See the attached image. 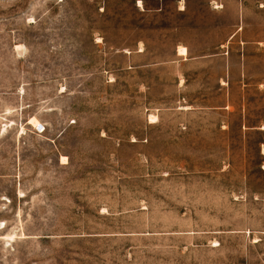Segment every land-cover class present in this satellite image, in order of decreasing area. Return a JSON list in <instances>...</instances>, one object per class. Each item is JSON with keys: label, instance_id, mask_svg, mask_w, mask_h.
<instances>
[{"label": "rangeland", "instance_id": "1", "mask_svg": "<svg viewBox=\"0 0 264 264\" xmlns=\"http://www.w3.org/2000/svg\"><path fill=\"white\" fill-rule=\"evenodd\" d=\"M206 1L0 0V264H264V0Z\"/></svg>", "mask_w": 264, "mask_h": 264}, {"label": "crops", "instance_id": "2", "mask_svg": "<svg viewBox=\"0 0 264 264\" xmlns=\"http://www.w3.org/2000/svg\"><path fill=\"white\" fill-rule=\"evenodd\" d=\"M183 1H184V5H183ZM190 1H193V3L195 4V5H201V2H202V5L204 6V7H206V4L208 3V1H206V0H175V2H177L178 3V5H183L184 6V9H180V7L177 5V8H175L178 12H185L186 11V9H187V7L185 6V3H186V5H188V2L190 3ZM206 24L208 25V23H206V21H204V22H202V23H200V24H198V25H201L202 26V28L200 27V29H196L195 31H194V33L196 34V36H198V35H202L203 36V39L206 41V34L207 33H209L210 32V30L209 29H207L206 28ZM197 25V24H196ZM179 46H183V47H185L186 48V51L187 52H189V48H188V46L185 44L184 45V43L183 44H181V45H179ZM178 47V46H177ZM177 49V48H176ZM199 55H207L205 52H203V53H199Z\"/></svg>", "mask_w": 264, "mask_h": 264}, {"label": "bare ground", "instance_id": "3", "mask_svg": "<svg viewBox=\"0 0 264 264\" xmlns=\"http://www.w3.org/2000/svg\"><path fill=\"white\" fill-rule=\"evenodd\" d=\"M138 5H140V1H138ZM177 54H179V55H181V56L185 55V54H186V49H185L184 47H182V46H178V47H177ZM182 108H187V107H182ZM148 121H149L150 123L155 122V121H156V117L153 116V115H150V116L148 117ZM38 123H39V122H38L37 118H35V117H31V118L29 119V121H28V124L31 125V126H37Z\"/></svg>", "mask_w": 264, "mask_h": 264}]
</instances>
